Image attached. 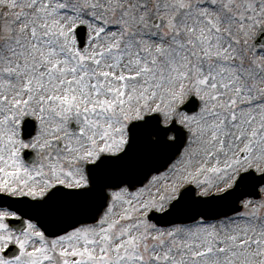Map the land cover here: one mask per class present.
<instances>
[{"label": "rangeland", "instance_id": "rangeland-1", "mask_svg": "<svg viewBox=\"0 0 264 264\" xmlns=\"http://www.w3.org/2000/svg\"><path fill=\"white\" fill-rule=\"evenodd\" d=\"M0 20L1 191L42 197L87 184L86 164L122 151L128 125L149 113L189 131L166 170L109 190L96 224L47 239L33 223L9 228L5 217L17 215L0 208V264H264V185L233 216L148 219L188 184L221 193L241 170L264 171V0H0ZM192 94L198 111L178 112ZM30 118L35 132L23 139ZM11 240L16 259L2 255Z\"/></svg>", "mask_w": 264, "mask_h": 264}, {"label": "water", "instance_id": "water-1", "mask_svg": "<svg viewBox=\"0 0 264 264\" xmlns=\"http://www.w3.org/2000/svg\"><path fill=\"white\" fill-rule=\"evenodd\" d=\"M84 31L85 28H82L79 32L82 42L86 36ZM198 105L197 99L192 98L183 108L194 111L197 110ZM171 130L176 133L174 141L167 139ZM130 132V143L124 152L118 155L103 156L97 163L90 166V187L82 190L57 187L42 202L28 199L21 202L22 199H7L0 194V204L11 203L21 214L36 219L49 235L61 234L81 223L97 221L108 203L109 197L106 192L108 187H119L124 184L130 187L142 185L153 172L165 169L181 152L186 141V132L177 126L175 121L165 127L161 124L158 114L150 115L143 121L134 122L130 127ZM153 135L157 138L153 139ZM136 155H138L136 158H132ZM262 184H264V173L257 175L254 171H250L241 177L234 189L221 195L196 197L194 187H189L172 203L169 210L162 215L153 214L151 218L160 224H171L193 221L199 216L228 215L241 209L239 205L241 198L259 197V187ZM240 186H242L241 189H239ZM187 201L191 202L196 209L190 210L192 207ZM206 201L209 202L207 205L214 204L218 207L226 201L227 203L221 212L216 213L218 210L215 209L216 214H207L201 210L199 205ZM167 214L171 216V219L161 220V217ZM16 221L21 223L19 225H24V220ZM19 253L20 249L16 244H12L4 252L10 257L17 256Z\"/></svg>", "mask_w": 264, "mask_h": 264}]
</instances>
